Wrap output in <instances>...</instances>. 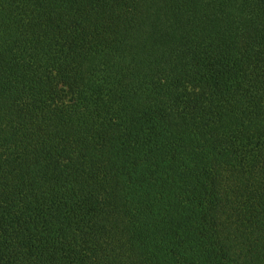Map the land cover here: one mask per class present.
Returning <instances> with one entry per match:
<instances>
[{"label":"trees","instance_id":"trees-1","mask_svg":"<svg viewBox=\"0 0 264 264\" xmlns=\"http://www.w3.org/2000/svg\"><path fill=\"white\" fill-rule=\"evenodd\" d=\"M0 264H264V0H0Z\"/></svg>","mask_w":264,"mask_h":264}]
</instances>
